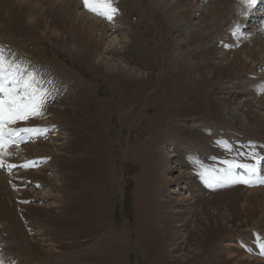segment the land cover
Segmentation results:
<instances>
[{"label": "rangeland", "instance_id": "1", "mask_svg": "<svg viewBox=\"0 0 264 264\" xmlns=\"http://www.w3.org/2000/svg\"><path fill=\"white\" fill-rule=\"evenodd\" d=\"M162 1L0 0V55L49 93L0 154V264H264V159L220 180L264 158V0Z\"/></svg>", "mask_w": 264, "mask_h": 264}, {"label": "snow or ice", "instance_id": "2", "mask_svg": "<svg viewBox=\"0 0 264 264\" xmlns=\"http://www.w3.org/2000/svg\"><path fill=\"white\" fill-rule=\"evenodd\" d=\"M257 0H241L244 7L252 8ZM84 7L108 20H111L117 9L113 6V0H83ZM49 93L46 89L37 86V81L32 73L22 71L18 65L8 62L6 64L0 55V154L7 155L6 149L9 145L23 141L24 135L36 132L32 128H13L9 125L17 121L27 120L31 116L42 115V109L48 99ZM255 161L252 165H236L228 163L225 175L220 180L227 184L244 183L251 184V176L257 172V164L260 158L252 154ZM2 163V162H0ZM235 167L244 168L248 177L233 176L232 169ZM264 183V180H259ZM211 186V185H209ZM261 255H264V242L259 244Z\"/></svg>", "mask_w": 264, "mask_h": 264}, {"label": "bare ground", "instance_id": "3", "mask_svg": "<svg viewBox=\"0 0 264 264\" xmlns=\"http://www.w3.org/2000/svg\"><path fill=\"white\" fill-rule=\"evenodd\" d=\"M159 3H162L163 1L162 0H157ZM78 8V7H77ZM86 9V8H85ZM85 9H84V12L82 11V10H80V11H78V15H77V18H78V20L80 19V20H82L83 19V21L84 20H86L87 22H88V19H90L92 22H95V23H99V21H96V19H94V17H93V15H91V16H87V14L85 13L86 11H85ZM78 10V9H77ZM76 10V11H77ZM250 12V11H249ZM91 13V12H90ZM85 19H84V18ZM116 20V19H115ZM85 21V22H86ZM90 22V21H89ZM115 26V25H114ZM117 26V25H116ZM180 26V25H179ZM110 27V26H109ZM112 28V27H111ZM180 28V27H179ZM114 30V29H113ZM112 30V31H113ZM180 31V30H179ZM115 32V31H114ZM112 34H113V32H112ZM115 34V33H114ZM112 37H111V40L113 39V41H111L112 42V44H113V46H114V44H119V40H118V38H115V37H113V35H111ZM89 41V40H88ZM110 42V41H109ZM106 52V51H105ZM104 52V53H105ZM109 52V51H108ZM107 60V59H106ZM105 60V61H106ZM116 62H112V64H114V65H116L115 64ZM33 118H36V119H38V120H43V118H45L43 115H39V116H32ZM44 121H45V119H44ZM57 135V134H56ZM52 136H53V134H52ZM54 137V136H53ZM62 137V136H61ZM55 138V137H54ZM41 143L42 142V140L40 139V138H35L33 141H31V144L32 143H34V144H36V143ZM58 144L60 143V142H57ZM50 144H52V143H49V146H50ZM53 145V144H52ZM37 146V145H36ZM40 147V146H39ZM55 151H56V149H55ZM45 166V165H44ZM49 167V166H48ZM42 168H44V167H42V165H41V167H37V168H35V170L34 169H27V171H29L30 170V172H45L44 171V169H42ZM46 170V169H45ZM45 175V174H44ZM54 178H57V175L56 176H54L53 177V179ZM173 179V178H172ZM171 179V180H172ZM52 178H50V184H53L52 183ZM52 191H53V189H52ZM172 192L171 193H173V194H175L176 192H175V190L174 189H172L171 190ZM48 191H43V195L44 196H46V197H48L49 198V200H51V202H52V205H54V206H56L57 205V202L54 200V199H51V197H50V194H48L47 193ZM52 195V194H51ZM169 199V198H168ZM175 199V201L176 202H181V200H188L189 198H186V197H181L180 195H178V197L177 198H174ZM56 202V203H55ZM192 203H194L193 201L192 202H190V204H192ZM208 206H210V202H207L206 204H204V205H200V207L198 208V209H196V208H194V209H192L191 211H190V215H188L186 218H187V220L186 221H184V223H186L188 220V225H187V230H184L183 231V235H182V238L183 239H185V240H187L188 239V237H189V234L191 233V231H192V236L193 237H196L197 238V236L200 234V230H202V228H203V224H202V221L204 220L203 219V216H204V209H206V208H208ZM207 211V210H206ZM173 212V211H172ZM212 215V214H211ZM207 222V221H206ZM204 223V222H203ZM191 236V235H190ZM202 236V235H201ZM195 240V239H194ZM196 241H197V239H196ZM199 242V241H198ZM197 244V243H196ZM193 250V248H189V251H192ZM178 254V253H177ZM177 254L175 255V256H177ZM180 254H183V253H180ZM186 260V259H185Z\"/></svg>", "mask_w": 264, "mask_h": 264}]
</instances>
